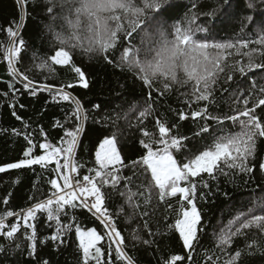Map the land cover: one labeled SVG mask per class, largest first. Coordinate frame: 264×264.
Segmentation results:
<instances>
[{
    "label": "snow or ice",
    "instance_id": "snow-or-ice-1",
    "mask_svg": "<svg viewBox=\"0 0 264 264\" xmlns=\"http://www.w3.org/2000/svg\"><path fill=\"white\" fill-rule=\"evenodd\" d=\"M15 4L18 22L15 28L5 30L7 44L0 46V62L6 63L11 81L5 95L47 92L54 103H66L68 109L63 122L54 124L63 129L55 142L42 128L38 135L43 142H37L31 131L12 130L26 141L24 158L0 165V173L38 166L47 175L49 187L42 193L44 198L31 196L32 203L20 211L9 210L8 198L2 201L0 240L7 243H0V260L9 264V258L19 254L35 264H49L37 252V223L43 219L48 228L55 227L41 243L50 240L58 250L74 233L81 264H138L127 251L126 238L115 218L123 215L126 225L139 223L130 231L131 240L157 252L166 244L164 237L178 233L186 254L161 253L157 264H194L199 234L205 231L203 210L197 206L198 189L207 190L199 194V200L207 204L208 197L215 194L213 187L229 197L221 190V177L233 185L236 179L248 184L257 174L264 181V0H249V9L260 10L245 15L238 31L227 40H217L215 25L209 27V21L201 20L195 12L170 24L175 12L171 0H15ZM30 4L33 11H29ZM234 6L238 8L239 0H223L218 9L203 15L212 20L219 12L230 20L238 15ZM33 12L49 21L36 38L40 41L46 33L50 50L44 56L34 51L32 68L22 70V53L26 51L22 29ZM77 53L127 72L144 93L143 104L133 98L122 110L127 127L139 134V154L125 157L120 146L123 132L109 129L86 174L81 173L86 166L78 159L81 138L90 119L107 127L111 113L102 114L111 106L93 103L90 110L70 91L90 88L88 77L75 63ZM56 66L69 68L77 83L37 85L27 74L35 68L51 74ZM174 93L192 110L180 109L178 120L169 123L157 110ZM11 107V114L22 120L15 105ZM129 114H135L134 120ZM150 117L154 119L153 131L145 123ZM188 120L196 124L191 135L180 133V122ZM195 140L204 147L194 150L190 144ZM258 187L262 195L253 197L246 209L238 208L214 232V249L206 255L205 264H254L257 255L264 257V244L258 239L264 237V184ZM117 196L121 203L114 214L109 205ZM169 198H178V207L167 203ZM160 204H166V213L175 214L174 223H166L163 231L154 220ZM38 213L43 216L38 218ZM81 214L98 227L82 226ZM150 220L157 224L155 230ZM142 233L149 238H143ZM20 237L26 245L18 242ZM238 238H243L242 245Z\"/></svg>",
    "mask_w": 264,
    "mask_h": 264
},
{
    "label": "trees",
    "instance_id": "trees-1",
    "mask_svg": "<svg viewBox=\"0 0 264 264\" xmlns=\"http://www.w3.org/2000/svg\"><path fill=\"white\" fill-rule=\"evenodd\" d=\"M252 2H255V0H252ZM171 3L175 8V12L169 21L170 24L178 23L185 16L195 12L200 15L201 20L209 21V27H212L213 24L215 25L213 33L217 40L231 38L238 31L240 22L245 15L254 14V12L260 10L259 8L255 10L249 9L247 7L249 0H239L238 8L234 6L238 15L230 20H225L222 13L218 12L215 19L209 20L203 14L211 12L213 9H218L223 5V0H171ZM193 5H195L194 9ZM29 11H33L31 4L29 5ZM17 22L18 13L15 0H0V46L7 44L5 30L9 26L15 28ZM48 23L47 17L42 14L38 16L36 12L26 17V26L22 29V37L26 41V51L22 53L24 56L22 70L32 68L33 61L30 58L33 56L34 51L37 52L38 56H44L50 50L49 38L46 33L42 40L38 41L36 38L37 33L41 32L43 26ZM57 24H59V21H57ZM75 63L85 72L90 81V88L76 87L74 90H70L73 95L78 97L84 106L90 110L93 103L111 106L102 114L111 113V119L108 120L107 127L93 124L90 119L86 125V133L81 138L82 143L78 150V159L86 166L81 169V173L86 174L87 167L92 166L94 152L100 140L109 133V129L118 133L123 132V136L120 137V146L125 157L130 158L139 154L140 149L136 143L139 134L135 128L127 127L128 120L125 119L124 111L122 110H126L133 103V98L143 104L144 101L141 97L144 93L141 92L138 84H133L132 77L127 72L122 73L103 64V62H97V60L89 61L86 56L80 53H77ZM27 74L37 85L54 84L59 87L68 83H77L78 80L75 77V73L71 72L66 66H56L55 71L51 74L47 70L41 71L39 68L27 71ZM8 83H11V81L7 74L6 63L0 62V165L16 162L24 158L23 150L27 146L26 141L23 139V135L15 136L12 132L13 128L21 130V132L31 131L37 142H43V138L38 135L39 130L42 128L47 133L48 139L55 142L63 135V129L54 127V124L57 120L63 122L65 111L68 109L66 103H54L47 92H37L35 96L27 92H17L14 96L11 92H8L5 95ZM121 84L125 85V87H120ZM17 87L22 88V84H18ZM117 93L122 94L125 99L118 98ZM183 99L178 93H174L168 97L167 102L162 103V106L158 108L157 115L169 123L175 122L178 120L177 111L184 109L190 112L192 110L188 109L187 105L183 103ZM13 104L17 115L22 117V120H17L11 114L13 111L11 105ZM92 115H95V112H92ZM128 118L134 120L135 114H129ZM97 119H100V117H97ZM113 120L116 121L115 125L112 123ZM24 123L29 125L28 129H24ZM145 123L149 131L155 130L153 118L150 117ZM180 124V133L182 134L191 135L196 127V124L191 120L182 121ZM190 146H193L194 150L195 148L204 147L198 140L191 142ZM47 179V175L38 166H33V169L10 170L6 173H0V212L5 208L2 203L5 198L9 199V205L7 206L9 210L15 211L27 208L32 203L30 197L33 195L44 198L42 193L49 187L46 183ZM17 180L19 181L18 183L16 182ZM210 183L215 184V182ZM34 184L36 188H33ZM261 184H264V181H262L260 174H257L254 181H250L248 184H243L240 179H236L233 185L221 177V190L227 191L229 197L225 198L221 192L216 191L215 187H213L212 191L215 194L208 197L209 203L207 204L199 200L200 191L207 192V190L198 189L197 206L203 210L205 231L199 234L200 244L197 245V251L193 254L194 264H205L206 255L211 254V250L214 249V232L226 224L238 208L246 209L252 203L253 197L258 198L262 195L258 187ZM177 199L169 198L167 203H171L173 208H176L178 207ZM212 201H215V203H212ZM120 203L121 198L117 196L115 201L109 205L114 214L119 210ZM153 204H156L155 199H153ZM165 208L166 204H160L154 212V220L159 221L161 231L164 230L166 223H174L175 219L174 212L171 214L166 213ZM37 215L38 218L43 216V214L39 213ZM88 216L90 217V214ZM165 216H167V221H165ZM115 218L117 219L118 227L122 229V235L126 238L127 251L138 261V264H157L161 253L164 255L169 253L186 254L182 252L181 243L178 241V233L170 237H164L166 244L161 245V251L157 252L154 247L149 248L142 243L131 240L130 231L132 228L139 226L138 221H133L131 225H126L123 215ZM79 220L84 227H98L97 223H94L92 219H86L84 214L79 216ZM150 224L155 230L157 224L153 220H150ZM54 227L55 225L53 224L52 228H48L47 222L43 219H40L37 223V252L39 258L41 260L47 259L49 264H81L74 233L65 245L59 246L58 250L50 240L46 244L41 243V241L47 240L52 234ZM18 236H20L19 233ZM142 236L143 238H149L143 233ZM250 239H252L251 236H249ZM258 239L264 244V237H258ZM18 242H23L25 245L27 243L23 241L22 237H20ZM237 242L242 245L243 238H238ZM0 243L7 242L0 240ZM133 244H136L135 248ZM105 259H107L106 249ZM0 264H5V262L0 260ZM9 264H35V261L30 260L26 255L20 256L17 254L15 258H9ZM254 264H264V257L257 255Z\"/></svg>",
    "mask_w": 264,
    "mask_h": 264
}]
</instances>
